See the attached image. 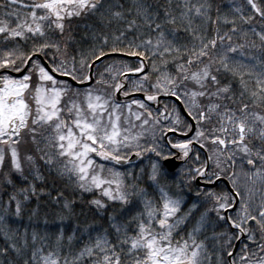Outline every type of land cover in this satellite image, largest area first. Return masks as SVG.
Returning a JSON list of instances; mask_svg holds the SVG:
<instances>
[{"label":"snow or ice","instance_id":"obj_1","mask_svg":"<svg viewBox=\"0 0 264 264\" xmlns=\"http://www.w3.org/2000/svg\"><path fill=\"white\" fill-rule=\"evenodd\" d=\"M0 264H264V0H0Z\"/></svg>","mask_w":264,"mask_h":264},{"label":"trees","instance_id":"obj_2","mask_svg":"<svg viewBox=\"0 0 264 264\" xmlns=\"http://www.w3.org/2000/svg\"><path fill=\"white\" fill-rule=\"evenodd\" d=\"M224 2L226 3L227 0H224ZM123 59H124L128 64H133V63H135L134 58H132V57H127V56H125V57H123ZM93 71H95V69H93ZM121 71H122V69H121ZM161 106H162V105H161ZM152 107H153V108L156 107V104H155L154 102L152 103Z\"/></svg>","mask_w":264,"mask_h":264},{"label":"water","instance_id":"obj_3","mask_svg":"<svg viewBox=\"0 0 264 264\" xmlns=\"http://www.w3.org/2000/svg\"><path fill=\"white\" fill-rule=\"evenodd\" d=\"M78 86L85 87V86H87V84H85V85H78ZM136 96H139V94H136ZM119 97H120V96H119ZM119 97H118V98H119ZM176 163H177V166H179V165H178V162H176ZM224 183H227V181H224Z\"/></svg>","mask_w":264,"mask_h":264},{"label":"rangeland","instance_id":"obj_4","mask_svg":"<svg viewBox=\"0 0 264 264\" xmlns=\"http://www.w3.org/2000/svg\"><path fill=\"white\" fill-rule=\"evenodd\" d=\"M85 87H86V86H85ZM119 99H120V100H123L124 98H123V96H120Z\"/></svg>","mask_w":264,"mask_h":264}]
</instances>
